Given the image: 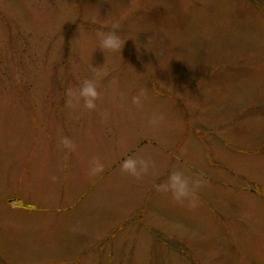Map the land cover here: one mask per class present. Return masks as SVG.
<instances>
[{
    "label": "rangeland",
    "instance_id": "1",
    "mask_svg": "<svg viewBox=\"0 0 264 264\" xmlns=\"http://www.w3.org/2000/svg\"><path fill=\"white\" fill-rule=\"evenodd\" d=\"M92 68L96 111L68 108ZM0 264H264V0H0Z\"/></svg>",
    "mask_w": 264,
    "mask_h": 264
},
{
    "label": "clouds",
    "instance_id": "2",
    "mask_svg": "<svg viewBox=\"0 0 264 264\" xmlns=\"http://www.w3.org/2000/svg\"><path fill=\"white\" fill-rule=\"evenodd\" d=\"M133 8L136 4L133 3ZM120 28L118 21L113 22L112 30L107 32H98L100 50L105 52H121L125 45V41L117 34ZM102 73L97 68H92V78L85 79L78 88L68 89L66 92V106L72 109L86 110L88 112L96 111L97 101L100 99V92L98 91V81ZM145 94L143 91L133 97V103L136 105L141 104V97ZM107 119V114H104ZM164 120L163 115L154 114L149 120V124L153 127H158ZM62 147L69 152L76 151V145L67 137L61 140ZM156 164L151 159L142 157L129 156L124 159L120 164V171L122 174L128 175L135 180H141L150 169H155ZM104 171V167L99 161H93V166L89 170V175L95 176ZM55 180V178H53ZM205 181L200 177H191L186 175L182 170H173L167 178V181L156 186L157 192L171 193L172 198L177 203L189 202L191 207H195L198 201V192L203 187Z\"/></svg>",
    "mask_w": 264,
    "mask_h": 264
}]
</instances>
